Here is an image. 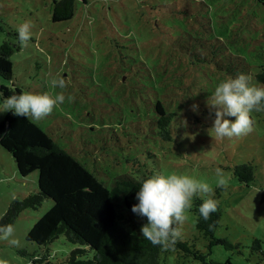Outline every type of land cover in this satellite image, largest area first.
Instances as JSON below:
<instances>
[{
    "label": "rangeland",
    "instance_id": "rangeland-1",
    "mask_svg": "<svg viewBox=\"0 0 264 264\" xmlns=\"http://www.w3.org/2000/svg\"><path fill=\"white\" fill-rule=\"evenodd\" d=\"M88 1L87 5L78 3L79 9H76L71 20L53 22V0H0V45L4 41L20 45L17 26L26 20H31L34 25L33 37L28 46L20 45V49L11 57L13 80L3 83L11 88L19 87L21 93L47 92L55 95L63 91L66 96L65 102L58 105L50 116L41 121L34 120L43 128L55 118L59 120L58 116L62 120L67 119L62 122L64 124L71 122L77 131L80 125L101 124L103 119L106 123H112L110 118L115 119L113 124L123 129L127 121L138 120L140 116L145 118L147 109L140 97L144 94H139L138 89L132 87V80L136 81L139 77L117 76L115 69L119 56L128 55L143 60L154 69L156 79L160 78V74L155 71L159 65L165 72L179 70L177 67L181 64L171 67L176 56L182 55L171 44L172 37L180 29L187 30L191 22L195 23L193 16L201 11L200 1L210 6L208 15L212 17L216 34L229 35L230 28L236 25L229 46L248 58L254 72L258 71V65L264 63V5L256 0H189L192 10L196 12L191 15L180 11L185 0ZM173 2H177L178 6L172 5ZM168 3H171L170 11H166L170 9L165 7ZM238 15H243V18ZM225 25L229 26L227 30ZM72 59L74 64L69 69L65 64H69ZM72 71L83 84L81 88L72 79ZM55 76L65 79V89L51 87L50 80ZM172 81L177 83L179 79ZM190 81L197 83L193 78ZM252 83L257 84L254 81ZM85 88L88 90L84 93ZM103 89L108 90L123 108V123H119L121 120L115 113L110 115L102 110L100 104L109 100L106 96L102 99L98 97L99 91ZM200 93L202 90L199 89L185 100L182 109L179 108L181 103L172 107L171 112L178 113L175 119L178 117L179 122V125L175 122L176 126L172 127L173 140L144 143L125 152L137 157L143 165L142 171L188 174L209 183L222 209L214 236L227 238L235 247L227 249L212 244L213 239L200 235L192 208L178 241H189L208 259L217 262L264 264V111L252 113L255 125L249 135L221 139L209 131L215 113L208 107L207 101L214 92L208 96H200ZM68 96L73 99L69 101ZM193 105H198L196 111L192 110ZM84 110L94 118L82 121L80 113ZM5 114L0 113V122ZM228 119L234 121V118ZM248 163L254 166L255 179L246 184L234 175V167ZM112 167V172L117 174L125 170L137 172L132 165ZM218 167L230 176L226 188L217 186L215 169ZM37 187L38 171L22 177L12 154L0 145V221L15 199H23ZM200 197L206 198L203 195ZM51 207L52 202L46 200L37 210L25 209L20 213L13 224V238L20 241V246L14 247L6 241H0V259L7 260L9 264H35L29 254H45V248L40 249L38 245L27 241L26 236L35 222ZM121 224L128 231L142 236L141 227L133 228L125 222ZM256 238L262 242L261 250L254 249ZM48 247L53 261H63L77 245L60 235ZM160 264L200 262L195 255L175 245L161 253Z\"/></svg>",
    "mask_w": 264,
    "mask_h": 264
},
{
    "label": "trees",
    "instance_id": "trees-1",
    "mask_svg": "<svg viewBox=\"0 0 264 264\" xmlns=\"http://www.w3.org/2000/svg\"><path fill=\"white\" fill-rule=\"evenodd\" d=\"M185 1L180 11L185 15L196 13L189 0ZM256 1L264 5V0ZM79 2L87 5L89 1L53 0L52 21L71 20L76 9H79ZM170 4L165 5L170 8L166 11L171 10ZM172 5L178 6L177 2ZM200 5L201 11L193 16L195 23L191 22L187 30L180 29L172 37L171 44L182 55L176 56L171 67L181 64L177 67L179 70L165 72L159 65L155 71L160 78L156 79L154 69L143 60L128 55L119 56L115 69L117 76H136L140 79L132 80V87L137 88L139 94H144L140 97L147 109L145 118L140 116L138 120L125 121L123 129L113 124L115 119L110 118L112 123H106L103 119L101 124L80 125L77 131L71 122L62 123L67 119L62 120L61 116L43 128L30 118L6 112L0 122V145L12 154L22 177L38 171V187L23 199H15L0 225L14 224L25 209L37 210L44 201L52 202V207L35 222L26 236L27 241L40 249L45 248V254H29L35 264H160L164 249L153 246L143 236L128 231L121 224L125 222L139 228L147 223L146 217L137 216L131 209L138 203L136 194L142 182L154 174L152 171H142L143 165L137 157L125 151L144 143L173 140L172 127L179 125V122L178 117L175 119L178 113L171 112L172 107L181 103L179 108L182 109L185 100L199 89L202 90L200 96H208L222 80L228 76L235 77L238 73L250 75L252 81L264 84V63L258 65V71L254 72L248 58L229 46L236 25L230 28L229 35L216 34L212 17L208 15L210 6L204 1H200ZM237 17L243 18V15ZM225 28L227 30L229 26L225 25ZM19 49L20 45L8 41L0 45V93H3L0 103L4 98L21 93L19 87L11 88L3 83L11 82L14 78L11 57ZM71 64H74L73 59L65 66L70 69ZM71 77L78 88L83 86L74 71ZM176 78L179 82L174 83L172 80ZM191 78L197 83L191 82ZM87 90L85 88L84 93ZM103 96L109 100L100 104L102 110L110 115L115 113L121 120L119 123H123V108L108 90L99 91L98 97L102 99ZM80 114L82 121L94 118L85 110ZM117 165H132L137 174L135 170L118 174L112 172V166ZM234 175L241 182L249 184L255 179L254 166L251 163L236 165ZM203 199L194 197L192 206L199 234L213 239L212 244L234 248L227 238L214 236L222 215L220 205L209 221L205 222L200 216L198 208ZM213 222H216L215 228L210 231L208 225ZM60 235L77 247L63 261H53L48 246ZM261 243L256 238L254 249L261 250ZM175 245L195 255L200 264H227L208 259L189 241H178Z\"/></svg>",
    "mask_w": 264,
    "mask_h": 264
},
{
    "label": "clouds",
    "instance_id": "clouds-1",
    "mask_svg": "<svg viewBox=\"0 0 264 264\" xmlns=\"http://www.w3.org/2000/svg\"><path fill=\"white\" fill-rule=\"evenodd\" d=\"M34 25L26 20L17 26L18 40L21 47H27L33 37ZM252 77L238 73L235 77L228 76L222 80L209 97L207 105L214 110L215 119L209 130L218 138H241L254 131L255 120L253 112L264 111V84L251 83ZM53 89H65L66 81L62 77H52ZM3 96V93H0ZM63 91L50 95L24 91L21 94L4 98L0 103V113L11 111L17 117L31 118L41 121L50 116L58 105L65 102ZM71 101L73 98L68 96ZM198 105H193L196 111ZM234 118V121L228 119ZM217 186L226 188L230 176L221 168L215 169ZM203 195V202L198 211L205 222L209 221L213 213L218 211L219 201L214 198L215 193L209 183L188 174L171 172L165 174L156 172L145 179L136 194L138 203L131 211L139 217H146L147 223L142 225V236L153 246H160L164 250L174 248L182 236V228L188 220V212L193 206L194 197ZM216 222L208 225L209 230L215 228ZM15 228L13 224L0 225V241H6L14 247L20 246V241L13 238ZM0 264H9L0 259Z\"/></svg>",
    "mask_w": 264,
    "mask_h": 264
}]
</instances>
